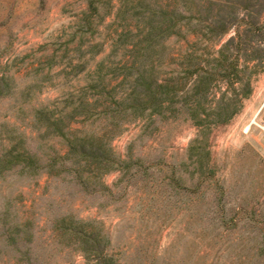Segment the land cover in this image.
Returning a JSON list of instances; mask_svg holds the SVG:
<instances>
[{
    "label": "rangeland",
    "instance_id": "obj_1",
    "mask_svg": "<svg viewBox=\"0 0 264 264\" xmlns=\"http://www.w3.org/2000/svg\"><path fill=\"white\" fill-rule=\"evenodd\" d=\"M144 6L173 11L174 32L132 59ZM237 28L246 46L264 48V0H0V161L12 148L35 166L0 163V264H264V60L239 111L197 142L182 111L117 112L112 123L83 113L137 70L172 75L189 52L213 54ZM96 74L104 86L93 91ZM79 102L65 135L104 134L126 168L79 182L86 172L58 158L64 138L33 112ZM59 218L91 223L103 261L55 229Z\"/></svg>",
    "mask_w": 264,
    "mask_h": 264
},
{
    "label": "trees",
    "instance_id": "obj_2",
    "mask_svg": "<svg viewBox=\"0 0 264 264\" xmlns=\"http://www.w3.org/2000/svg\"><path fill=\"white\" fill-rule=\"evenodd\" d=\"M145 9L150 10L146 12ZM143 12V16H139L142 23V28L137 29L139 37L130 42L134 47V51H130L134 55L132 59L143 56L147 47L150 48L156 41V36L174 32L176 20L173 11L144 6ZM261 28L262 26H257L253 30L259 31ZM206 29L211 30V27L206 26ZM126 32L127 35L130 34V30L127 29ZM242 32L245 34V29ZM245 42L247 41L243 40L242 33L237 28L235 35L222 43L213 54L205 52L202 58H197L189 52L185 56L183 67L172 75L156 78L153 74L145 75L144 71L137 70L124 91L118 87L120 92H117V85H110L105 92H99L104 93L105 102L99 108L90 107L91 110L89 108L83 113L88 112L85 117L93 113L104 114L108 122L112 123V114L117 112L139 116L146 112L151 114L165 111L174 114L182 111L197 129L198 138L191 140L197 142L209 133L213 125L226 123L235 115L241 107L242 99L251 92V78L261 68L264 48L255 44L246 46ZM126 69H132V65ZM97 79H100L99 74L91 77L87 88L94 91L101 84ZM127 79L125 74L118 82L124 84ZM79 104L82 105H75L67 112L56 115L45 108H38L33 112L39 126L64 138L66 150L58 158L69 160L74 165L75 172H86L85 176L76 174L79 182L90 179L95 181L114 167L126 168L128 161L118 158L112 152L104 134L81 132L77 135L72 132L69 137L65 135V119L80 113L78 109L83 103ZM91 106L95 104L91 103ZM0 163L2 167L23 163L29 171L33 172L35 169L31 155L16 152L12 148L3 154ZM53 227L66 233L70 243L83 255L103 261L105 239L91 223L59 218Z\"/></svg>",
    "mask_w": 264,
    "mask_h": 264
}]
</instances>
